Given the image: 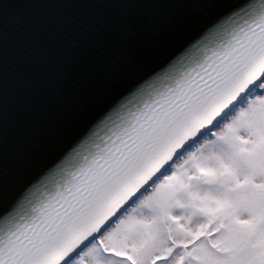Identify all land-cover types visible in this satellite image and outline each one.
<instances>
[{
    "label": "snow or ice",
    "instance_id": "1",
    "mask_svg": "<svg viewBox=\"0 0 264 264\" xmlns=\"http://www.w3.org/2000/svg\"><path fill=\"white\" fill-rule=\"evenodd\" d=\"M24 2L0 0V39ZM112 2L129 9L121 56L86 73L57 117L86 107L176 31L143 22L141 6L226 10L18 192L0 60V264H264V0Z\"/></svg>",
    "mask_w": 264,
    "mask_h": 264
},
{
    "label": "water",
    "instance_id": "2",
    "mask_svg": "<svg viewBox=\"0 0 264 264\" xmlns=\"http://www.w3.org/2000/svg\"><path fill=\"white\" fill-rule=\"evenodd\" d=\"M225 10L197 12L178 3L141 6L139 19L143 22L160 26L172 22L178 25L176 31L154 55L139 62L86 107L57 117L54 114L86 73L102 70L121 56L117 38L125 32L129 9L112 0H25L10 9L0 39V60L5 80L6 159L13 191H20L53 164L141 77L159 70ZM52 115L46 130L34 131Z\"/></svg>",
    "mask_w": 264,
    "mask_h": 264
}]
</instances>
